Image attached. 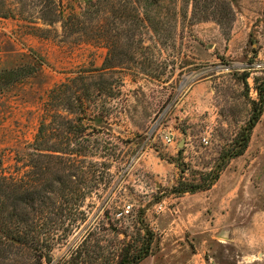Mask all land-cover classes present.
Here are the masks:
<instances>
[{
    "label": "rangeland",
    "instance_id": "374dc122",
    "mask_svg": "<svg viewBox=\"0 0 264 264\" xmlns=\"http://www.w3.org/2000/svg\"><path fill=\"white\" fill-rule=\"evenodd\" d=\"M0 11V176L53 200L22 202L33 242L0 264H117L147 229L140 264H264V110L235 155L264 89V0Z\"/></svg>",
    "mask_w": 264,
    "mask_h": 264
},
{
    "label": "trees",
    "instance_id": "16d2710c",
    "mask_svg": "<svg viewBox=\"0 0 264 264\" xmlns=\"http://www.w3.org/2000/svg\"><path fill=\"white\" fill-rule=\"evenodd\" d=\"M0 14L3 17L7 16L6 12L2 13L0 11ZM259 92H260V99L258 102L254 103V113L248 125L243 128L238 138V140H240L239 142L240 149L237 150V153L235 154L236 156H240L245 152L249 142L250 133L253 130V128L256 126L264 110V89H262V91ZM50 101L52 102V100ZM41 134H42V130H41ZM34 149L37 152L39 150L40 151L42 150L40 148H34ZM47 150L50 152L61 151V149H56V147L55 149H47ZM20 185H21V181L19 180L12 179L11 177L7 178L0 176V245L5 248L19 247V245L16 244L17 241L19 242L20 245L33 242L31 233L34 232L33 226L34 224H36V222L34 224L33 222L31 224L29 223L25 232L23 228L20 226L21 224L25 225L26 224L25 222L27 221L30 222L31 221L30 219H32V217L25 216L26 214L29 216L31 212L19 211V206L22 204V202H26V203L28 202L27 205L29 207V205L31 203L34 204L37 198L40 196V198H42L41 202L43 201V207L45 209L48 208L51 204L50 202L53 201L49 193H43L42 196L41 194L38 193H21L19 190ZM1 194H3V196L4 194H6L5 196L6 200L11 199L13 203L12 210L10 209H9L10 211L8 210V205L6 202H4L3 198L1 197L2 196ZM43 210L42 212H44ZM154 236H155L154 233L151 230L147 229L144 236L143 245L141 246V248H139L137 251L135 249V253H133L132 249L129 248V245H127L126 248H124L122 253L119 255V261L117 264H140L151 254L152 245L155 239Z\"/></svg>",
    "mask_w": 264,
    "mask_h": 264
},
{
    "label": "built area",
    "instance_id": "2783aa9c",
    "mask_svg": "<svg viewBox=\"0 0 264 264\" xmlns=\"http://www.w3.org/2000/svg\"><path fill=\"white\" fill-rule=\"evenodd\" d=\"M172 141H173V138L171 136L167 137V142H172ZM204 142L207 144V143H209V140L207 138H205ZM127 212L130 213V210L127 209Z\"/></svg>",
    "mask_w": 264,
    "mask_h": 264
}]
</instances>
